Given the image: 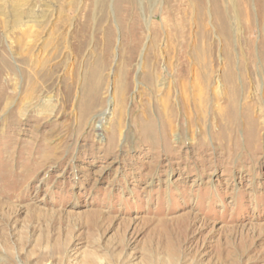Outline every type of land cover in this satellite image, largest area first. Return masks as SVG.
Masks as SVG:
<instances>
[{
    "label": "rangeland",
    "instance_id": "1",
    "mask_svg": "<svg viewBox=\"0 0 264 264\" xmlns=\"http://www.w3.org/2000/svg\"><path fill=\"white\" fill-rule=\"evenodd\" d=\"M155 251L264 264V0H0V264Z\"/></svg>",
    "mask_w": 264,
    "mask_h": 264
},
{
    "label": "bare ground",
    "instance_id": "2",
    "mask_svg": "<svg viewBox=\"0 0 264 264\" xmlns=\"http://www.w3.org/2000/svg\"><path fill=\"white\" fill-rule=\"evenodd\" d=\"M133 60H134V57L132 56V57H130L129 58V61L127 62L128 63V65L130 64L131 65V63H133ZM146 60L145 59H143V60H141V67H144L145 65H146ZM149 62V61H148ZM24 65V64H23ZM128 70V69H127ZM128 72V71H127ZM27 75V74H26ZM131 76V75H130ZM127 77V76H126ZM127 82V81H126ZM99 84V83H98ZM28 85V84H27ZM38 85V84H37ZM43 85V84H42ZM101 85V84H100ZM32 86V85H31ZM39 86V85H38ZM178 86V85H177ZM176 86V87H177ZM35 87V86H34ZM129 87V86H128ZM47 88V87H46ZM185 88V87H184ZM187 88V87H186ZM185 88V89H186ZM130 89V88H129ZM180 89V88H179ZM28 90V89H27ZM127 90H128V88L126 87L125 89H123V97L126 95V92H127ZM131 90V89H130ZM129 92V91H128ZM188 92V91H187ZM182 93H183V91H182ZM98 94V93H97ZM100 94V93H99ZM201 94V93H200ZM175 95H177V94H175ZM34 97V96H33ZM69 97V96H68ZM68 97L66 98H64V99H66V100H68ZM171 98V97H170ZM180 98V97H179ZM35 99V98H34ZM123 99V98H122ZM100 100V99H99ZM188 100L189 101H191L192 103H194L195 101H193L192 99H190V96L188 97ZM28 101V100H27ZM188 101V102H189ZM197 101V100H196ZM31 102V101H30ZM67 102V101H66ZM92 102V101H91ZM89 103L88 105H89V109L91 110V109H93L94 107H96V104H97V100H95V101H93L92 103ZM190 103V102H189ZM165 104V103H164ZM201 104V103H200ZM167 106H168V104H167ZM180 106V105H179ZM185 107H187V106H185ZM159 108H161V107H159ZM164 108V107H163ZM88 109V110H89ZM88 112V111H87ZM167 113H164V115L163 116H165V119H166V121H167V124L169 125V127L171 128V130H173L174 129V114L173 113H171V114H167ZM189 114V113H188ZM187 114V115H188ZM104 115V114H103ZM185 116V115H184ZM186 117V116H185ZM103 120H104V116H101V118H100V122L102 123L103 122ZM102 127V126H101ZM100 127V128H101ZM169 130V129H168ZM99 135V134H98ZM215 136V135H214ZM216 140V139H215ZM159 257V258H158ZM143 264H162L161 263V258H160V254L158 253V252H153L152 254H151V257H149L148 258V260H144V262H143Z\"/></svg>",
    "mask_w": 264,
    "mask_h": 264
}]
</instances>
